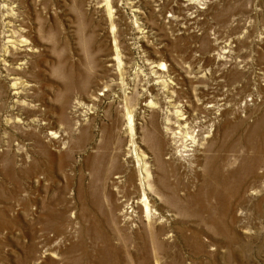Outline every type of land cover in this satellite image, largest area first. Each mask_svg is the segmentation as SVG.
<instances>
[{"label":"rangeland","instance_id":"rangeland-1","mask_svg":"<svg viewBox=\"0 0 264 264\" xmlns=\"http://www.w3.org/2000/svg\"><path fill=\"white\" fill-rule=\"evenodd\" d=\"M179 1L146 0L140 5L135 4V0H116V4L112 3L113 14L110 18L107 0H31L34 5L31 4L33 13L29 18V24L34 28L31 35L40 42L41 50L30 59V64L35 68L21 75L20 83H23L21 85L26 92L25 104L23 102L14 106L12 102L2 103L0 100V212L6 214L4 218L3 215L0 217V224L5 222L3 231L0 229L5 233L0 238V264H137L133 258L124 256L117 260L112 254L116 255L119 249L131 250L134 245L131 242L133 236L141 234L147 238L146 222L138 218L142 216L140 208L133 204L139 197L133 186L136 178L133 163L125 158L131 152L129 145L132 143V135L126 129L128 120L124 105L128 101L133 105L131 110L143 111L146 93L156 104L162 100L166 102L165 108L162 106L158 110L153 107L136 121L140 152L149 162L152 189L148 196L154 208L165 217V222H158L155 229L159 231L165 224V231L171 234L170 239L166 235L162 236L168 252L163 264H264V188L259 187L258 195L249 200L240 197L241 201H248L242 202L245 222L242 227L233 226L235 233L241 236V241L223 248L218 245L226 239L217 233L222 228V222H225L223 201L198 196L200 191L206 193L210 187L203 185L206 175L204 169L194 173L190 170L175 172L161 168L159 162H155L158 161L156 148L150 142L154 128L160 129L159 133H166V115H173L187 100L194 101V93H200L201 88H216L218 76L223 79L219 75L220 70L215 72L212 68L209 71V67L206 72H195L189 67L191 63L200 62L199 53L195 57L191 53L198 45L195 36L201 32L196 26L188 27V19L195 16V8L192 12L184 7L179 8ZM139 6L142 14L136 11ZM198 6L205 7L197 3ZM142 15L144 20L140 19ZM218 15L214 22L222 23L229 13L223 11ZM144 22L149 23L147 30L159 28V41L153 39L154 35L142 40V30L146 27ZM256 24L254 35L257 39L261 31L264 32V6ZM215 25L208 31L213 41L223 33V28L220 29L217 26L219 24ZM160 41L168 45L167 51V48L157 46ZM248 44L253 54L248 59L252 58L253 71L257 74L260 67L264 68V39L261 44L258 43L259 48L254 42ZM117 46L122 53L120 56L124 69L118 67L115 55ZM222 46L221 43L217 44V52L223 50ZM222 56L227 58L230 54ZM162 60L166 67L156 69L154 66ZM226 60L223 62L230 68V60ZM2 66L0 63V68ZM124 91L129 96L128 100L124 97ZM185 104H190V101ZM193 108L199 107L195 104ZM263 110L264 103H260L258 109L251 112L252 116L247 117L248 113H241V119L233 121L234 126L240 125L238 134L247 136L252 132L264 116ZM153 116L154 125L151 119ZM223 128L218 132V144L223 141L232 143L238 135L235 128L228 137ZM50 130H55L56 138L48 135ZM263 136L256 137L257 140L249 149L241 145L235 151L234 146L233 151L223 155L237 152L236 155L250 159L259 156L264 162ZM243 149L247 153L242 152ZM240 166L239 162L231 163L230 170L225 171V174L237 172ZM122 171L127 174L128 187L115 184V178ZM173 172L180 175V179L178 175L173 176ZM165 176V181L172 185L176 183L175 194L164 186ZM233 181L231 185L239 184V181ZM262 182L264 177L257 185ZM130 203L134 205V217L137 216L131 229L133 236L127 239L122 236L123 228H130L121 223V216ZM212 218L219 219V228L212 229L208 224ZM182 224L202 230V248H194L178 237L176 227ZM155 242L158 244L160 241ZM103 256L107 257L105 263L99 260L101 257L104 259Z\"/></svg>","mask_w":264,"mask_h":264},{"label":"bare ground","instance_id":"bare-ground-1","mask_svg":"<svg viewBox=\"0 0 264 264\" xmlns=\"http://www.w3.org/2000/svg\"><path fill=\"white\" fill-rule=\"evenodd\" d=\"M107 1H108L107 10H108V12L110 14V18H111L112 17L111 14H113L111 12L113 9L112 3L116 4V0H113V1L107 0ZM145 1L146 0H135V4L143 5L145 3ZM47 2L51 3L52 1H47ZM50 3H49V5H50ZM197 3H198V5H204L205 7H202V6L196 7ZM31 4L33 5V2H31V0H0V63H2L4 65V66H2V68H0V100L2 101V103L12 102L14 104V106H17L19 104H23V102L26 100L25 99V95H26L25 93L26 92L23 89L24 87H22V85H21L23 83L22 82L20 83V80H22L21 75L24 74V72L31 71V68H35V67H32V65L30 64V62H31L30 59H32V57H34L38 53H40V50H41L40 42H38V40L36 38H34V37L32 38V35H31V33H33L32 30L34 29V28L32 29L30 24H29V22H30L29 18H31V15L33 13ZM178 6H179V8L184 7L187 9V11L189 10L190 12H192L191 10H193L195 8V11L193 12L195 14V16L190 17L188 19L190 21V22L188 21L189 22L188 27H190L192 25L196 26V29H198V31L201 32V34H196V36H195L196 37L195 41L197 42L198 45H197V48L193 49L192 50L193 52L191 53L193 55V57H195V55L197 53H199L200 62L191 63V65L189 67H191L192 70L194 69L193 71H195V72H199V71H201V72L205 71L206 72V68L208 69L209 67H210L209 71L212 70V68H213V71H215V72L216 71L219 72V70H220L221 72L219 75L223 79L219 78V76H218V78H217L218 82L215 81V82H217V87L215 86L216 88H214V87L201 88L202 91H199L200 93L197 94L198 91L196 92V94L194 93V96H193V98H195L194 101H193V99H190L189 100L190 104H185L186 102H189L187 100L185 103H183V105H180L179 109H177L173 115H170V114L166 115L164 117L165 118L164 130L166 131V133H159L161 130L158 128L160 130L159 131V130H157V128H154V130L151 132L152 137L150 136L152 140L151 139H149V140H151L150 142H152L153 146H155V148H156V154H157L158 161H155V160L154 161L159 162L161 168L163 167L164 169L165 168L172 169L175 172H179L180 170H184V171L190 170L193 173L196 171H200V170L204 169V172L206 175L204 177L203 185H205V186L208 185V187L209 186L210 187L207 189L206 193H203L202 191H200L198 196L203 197V195H204L205 197H208V198L209 197L219 198L221 201H223L222 207H223V212H224V216H225V222L224 223L222 222V228H219L220 227L219 226V224H220L219 219H216V218L210 219L208 224L211 225L212 229H214V228L216 229L219 226L218 228L221 230L217 233L219 236L221 235L226 240L223 241L222 244L220 243L218 246H222L223 248L224 247L229 248V247H231L232 243H236L237 241H241L240 240L241 236L239 234L235 233L233 226L239 225L240 227H242V224L245 222V218H246L245 214L243 212L244 207L242 208V202H245V201H241L240 197L241 198L243 197L244 199L249 200V199L253 198L255 195H258V193H259L258 188L259 187H261L262 189L264 188L263 182L259 186L257 185V183L259 181H261L262 178L264 177V167H263L264 162H262L263 159L259 158V156L250 159V158H247V156L245 157L244 155H236L237 152L235 153V151H238L237 147L241 146V145H246L248 149L251 148V146H253V143H254V140L256 139V137H259V135L264 134V116L259 121V123L255 126V128L252 130V132H250L247 136H245V134H244V136L239 135L240 133L238 134V130H239L240 125L239 126H237L238 124L236 126L233 125V123H234L233 121H235V119L236 120L241 119V113L243 115L248 113L249 115L247 117L252 116L251 112L253 110L255 111L256 109H258V107L260 106V103H262V104L264 103V68L260 67L259 73L255 74V71H253V67H252L253 66L252 58L248 59L249 57H252V55H253L251 50L249 49L251 47L248 43L254 42V45L256 43V45L258 47V43L261 44L263 39H264V32L263 31H261V33L259 34L257 39L255 38L256 36L254 35L256 25H258V24H256L257 18L260 15L261 8H263V6H264V0H180L178 3ZM40 8H41V6H40ZM136 11L138 13L142 14V12L140 11V6H139V8L136 9ZM223 11H226L229 13L228 18L223 21L224 23L223 22L222 23L214 22L215 20H217L216 16L218 14L222 13ZM119 17H120V15H119ZM110 18H109V20H110ZM140 19L144 20L143 15H142V17H140ZM140 23H142V22H140ZM148 24H149L148 22L143 23V25L144 26L146 25V27L142 30V33H143L142 40L145 41L146 40L145 38L149 39V38H151L152 35H154L153 39L159 41V37L161 36V31L159 30V28L158 29L156 28L157 31H155L156 30L155 28L147 30ZM215 24H219L217 26H219L220 29L223 28V31H221L223 33L220 34L222 36H218L215 38L216 40H214V41H217L216 43H214L213 39L210 38L211 36H210V33L208 32L210 29H212L214 26H216ZM160 25H161V23H160ZM112 26L113 25H111V27ZM114 29H115V27H114ZM185 30H187V29H185ZM162 34H164V33H162ZM228 35H230V37ZM223 36H227V37H223ZM251 37H254V38L252 39ZM219 41H221V42H219ZM220 43L223 45L221 47V49H223V50H221V52L219 51L220 52L219 53V52H217V48H218L217 44H220ZM157 46L158 47L163 46L164 49L167 48L166 51L168 50V45L162 44V42L159 43ZM226 49H229V50H226ZM115 52H116V54H115L116 60L118 61V67L119 68L122 67V69H124L123 68L124 67L123 62H122L123 59L120 56L122 53H120L118 46L116 47ZM146 52H148V51H146ZM222 54L223 55L230 54V57H227V58H231V60L229 59L231 62L228 60L229 65L231 63L230 68H228L226 66V63L223 62L227 58H226V56H222ZM115 55H113V56H115ZM153 56H154V54H153ZM33 62H35V60ZM114 65H115V63H114ZM40 67H41V65H40ZM154 67H156V69H157V67L159 69H161L163 67L165 68L166 63L162 60L160 63L158 62L157 66H154ZM26 82H24V83H26ZM150 84H152V83H150ZM142 87H143V85H142ZM166 95H168V94H166ZM157 96H158V94H157ZM124 97L126 100H128L127 98L129 96L127 95V92H125V91H124ZM191 97H192V95H191ZM249 97H251V99ZM172 98H173V96H172ZM130 99H132V97ZM155 101H157V100H155ZM162 101L164 103L157 101L158 103L156 104V102H154V100L151 99L150 95H148L146 93V95H144V102H146V103H144L142 105V108H144L143 111L137 112L135 110H131L132 106H133L131 104V102L127 101L126 104H124V105H126L125 106V112H126L127 120H128V124H127L126 129L129 130L128 132H130L132 135V143H131V145H129L131 152L128 153L125 156V158H126V160H128L129 163H131V164L133 163V165H132L134 167L133 173H134V176L136 177L133 186L136 188V190L139 194L138 199L135 200L133 202V204L136 205L135 207H137L138 209L140 208L142 216L141 217L138 216V218L141 221L146 222L145 225H146V231H147V234H146L147 238L141 236V234L136 235V236H133V234H132L133 232L131 231V229H133V225L135 224L134 223L135 217L137 215H135V217H134V215H133L134 214V207H133L134 205L132 203H130V206L127 207V211H124L122 213V216H121V217H123L121 223H123L124 226H127L130 229L125 230L124 229L125 227L124 228L122 227L123 231H124L122 236L124 235V237L127 239H129L130 236L131 237L133 236V238L131 239V242L134 243V245H133L134 250H133V247L131 248V250H126V251L119 249L118 251L115 252L116 255L112 254L113 256H116L117 260L118 259L121 260L125 256L128 259L133 258L137 264H163V259H165L164 257H166L167 253H168V252H166L167 251L166 245L162 241V236L166 235L167 239H170L171 234L169 235V233L167 231H165V229H166L165 224L162 227H160L161 230L157 231L158 229L157 230L155 229L158 226L156 224H158V222H160V223L163 222L165 220V217L162 214H160V212L158 210H156L154 208V205L151 203V200L148 196V192L151 191V189H152V183L150 181L149 162L147 161L148 159H145L143 154L140 152L141 148H140V145H138V140H137L138 138L136 137V131H137L136 121L141 119L146 112H148V111L150 112V109H152L153 107L158 109L162 106L163 107L166 106V105H164L166 102L164 100H162ZM33 102H34V100H33ZM24 104H25V102H24ZM195 104L199 108H197V109L193 108V106ZM12 107H13V105H12ZM188 107H189V109H187ZM190 107H192V108H190ZM167 111L169 112L168 107H167ZM171 113H173V112H171ZM75 114H77V111H75ZM162 114H163V112H162ZM87 118L88 117H86V119ZM151 119L153 120V125H154L155 124V120H154L155 117L153 116ZM42 121H43V119H42ZM243 121H246V120H243ZM78 124H79V122H78ZM240 124L242 125V123H240ZM222 125L225 128L226 137H228L227 135L229 133H231L232 129L234 132V128H235V131L238 135L235 136L232 143L228 144L229 141H227V142L223 141V143L218 144V142H217L218 132H219V129L223 127ZM35 126H37V125L35 124ZM37 127H39V126H37ZM47 131H49V130H47ZM54 131H51L48 134L52 138L57 137L56 132H54ZM150 131H149V133H150ZM162 134H165V135H162ZM230 138L231 137H229V140H230ZM225 140H226V138H225ZM36 142H37V140H36ZM234 146H235V151H234L235 154H232V155L225 154V156L223 155L226 152L229 153L230 151H233ZM151 148H152V146H151ZM71 151H73V150H71ZM243 151H245V150L243 149L242 152ZM123 160H125V159H123ZM155 162H154V165L158 166V164H155ZM233 162H239L241 164V166L239 167L237 172H234V173L228 172L226 175L225 171L227 172V170L230 167V164ZM238 166H239V164H238ZM118 167H119V165H118ZM150 168H151V166H150ZM158 169H160V168H158ZM123 171H122L121 175H119L115 178V184L116 185L122 184V185L128 187L129 186L128 177H127L126 172H123ZM234 171H236V170H234ZM175 172H173L174 173L173 176L178 175V174H175ZM106 173H107V171H106ZM167 173H168V171H167ZM101 175H102V173H101ZM179 176L180 175H178V178H179ZM102 178H103V176H102ZM105 178H107V177H105ZM196 178H195V180H196ZM165 179H166V176L163 180L165 181ZM131 180H132V178H131ZM233 180H237V183L239 181V184H236L234 186L231 185L232 184L231 181H233ZM109 181H111V180H109ZM102 182H103V180H102ZM233 182H236V181H233ZM181 184H183V183H181ZM161 185H162V183H161ZM174 185L170 184L169 181L168 182L165 181L164 186L170 190H173L174 194H175L176 187ZM190 187H192V186H190ZM166 188L164 189V187H163L164 190H166ZM134 192H132V193H134ZM166 192H164V193H166ZM170 192H172V191H170ZM172 195H173V192H172ZM160 197H161V195H160ZM164 200H165V197H164ZM171 200H172V198H171ZM174 200H176V199H174ZM246 202H248V201H246ZM116 208H117V206H116ZM180 208H182V207H180ZM184 212H186V211H184ZM178 214H180V213H178ZM182 214H183V212H182ZM2 215L4 218L6 214H3L1 211L0 217H2ZM183 216L184 215H182V217ZM53 219H54V217H53ZM62 221H63V219H62ZM117 221H118V219H117ZM116 223H118V222H116ZM121 223L119 222V224H121ZM180 223H181V221H180ZM186 225L182 224V226H180V227L175 226L176 230H178V237L180 239L184 240L185 243L193 246L194 248H197V249L200 247L202 248V240H203L202 230L195 229V228L192 229L189 227V225L188 226H186ZM4 226H5V222L3 221L0 224V227H1L0 229H2ZM171 228H173V226H171ZM167 229H169V228H167ZM244 229H245V227H244ZM246 230L247 229H245L244 232H246ZM2 231H3V229H2ZM2 231H0V238L1 237L3 238L4 234H5ZM163 239H165V238L163 237ZM155 240H158L160 242L158 244H155L156 243ZM149 245L151 247H149ZM122 248H123V245H122ZM168 248H169V246H168ZM103 257H104V259L101 257V259H99V260H100V262L105 263L107 257L106 256H103Z\"/></svg>","mask_w":264,"mask_h":264}]
</instances>
